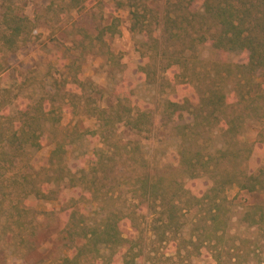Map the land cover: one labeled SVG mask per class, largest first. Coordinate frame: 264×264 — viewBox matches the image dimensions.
<instances>
[{
	"label": "trees",
	"instance_id": "trees-1",
	"mask_svg": "<svg viewBox=\"0 0 264 264\" xmlns=\"http://www.w3.org/2000/svg\"><path fill=\"white\" fill-rule=\"evenodd\" d=\"M82 2L72 0V5L77 7ZM130 14L131 30L144 34L147 41L143 44L149 46L141 49L147 62L139 67V72L149 83L159 79L161 72L171 90L164 112L169 123L177 124L178 136L183 140L179 168L187 178L210 179L211 186L198 195L187 187L184 176L177 180L151 174L141 140H126L121 131L149 137L153 132V114L128 100L84 111L96 119L95 127L81 129L75 125L73 130L64 131L44 167L47 179L39 184L36 177L40 171L28 172L22 163L29 161L30 150L43 147L44 125L60 124L66 113L80 114L84 96L71 94L68 102L64 100L57 106L45 94L34 104L20 105L12 113L8 106L12 99L8 94H0V182L3 190H12L8 192L17 209L18 217L14 222L18 229L26 227L28 209L23 203L29 195L52 198L54 190L49 184H80L76 183L79 176L67 165L66 155L69 146L86 139L105 146L96 153L99 157L93 165V175L96 183H104L107 188L102 191L97 187L96 198L106 200L109 193L115 191L116 183L110 179L111 168L115 170L120 162L141 167L134 181L139 198L137 206L141 211L148 208L155 215L151 228L154 245L175 242L174 238L184 227L185 210L206 206L205 223L218 224L222 203L228 199L227 190L233 186L264 194V166L250 173L242 168L252 157L257 141L241 139L249 122L264 119V83L259 80L264 72V0H166L164 13L137 1ZM31 23L22 9L11 0H5L0 21V50L15 52L31 33ZM120 24L121 18L114 17L111 23L100 28L97 38L103 40L106 34L119 33ZM206 44L223 55L246 54V60L241 63L217 60L206 69L198 54L200 46ZM74 82L78 88L85 84L79 79ZM6 92L7 89L3 91ZM70 106L73 109L70 110ZM215 130L223 138L222 145L215 150L205 145L201 148V136ZM34 174L35 180L29 183L27 179ZM88 176L83 173L82 179L87 180ZM184 201L186 204L182 205ZM250 209L247 218L263 225L264 202ZM142 217L146 218L145 213ZM137 219L134 214L113 209L105 211L104 218L94 224L78 221L70 225L69 220L66 231L71 235L69 240L73 247L60 264H137L146 256L147 247L145 229L140 230ZM207 241L210 240L206 237H199L198 241L184 240L177 245L176 254L181 257L188 243L198 253ZM187 254L185 260L180 259L183 264L189 259L192 263L193 252ZM152 260L151 264H168L160 257ZM169 261L174 262L171 257Z\"/></svg>",
	"mask_w": 264,
	"mask_h": 264
},
{
	"label": "rangeland",
	"instance_id": "rangeland-1",
	"mask_svg": "<svg viewBox=\"0 0 264 264\" xmlns=\"http://www.w3.org/2000/svg\"><path fill=\"white\" fill-rule=\"evenodd\" d=\"M11 1L32 22L31 33L19 43L15 52L0 50V94L9 95L12 99L8 105L11 112H16L20 105L34 104L45 94L57 106L64 100L68 102L71 94L84 96L81 97L80 114H64L62 122L55 127L50 123L44 125L43 147L30 150V159L26 161L29 164L22 163L28 172L40 171L38 177L34 174L27 179L29 183L35 177L39 184L47 179L44 167L57 145L56 140L64 135V131L73 130L75 125L81 129L95 127L96 119L84 111L94 106L111 107L119 100H128L137 107L149 109L154 120L149 137L127 131H121V136L126 140H141L151 174L182 180L179 150L183 140L178 136L177 124L169 123L164 112L171 90L161 72L155 82L144 81L139 67L147 62L141 52V49L149 47L143 44L147 37L132 31L130 20L131 9L137 1L164 13L166 0H83L77 7H73L72 0ZM4 4L5 0H0V21ZM116 16L121 18L120 32L113 36L106 34L103 40H99L100 28L111 23ZM198 54L206 69L217 60L241 63L247 57L238 53L223 55L209 44L200 46ZM75 79L84 82V86L78 88ZM259 80L264 83V72ZM6 89L8 93H3ZM247 126L241 139L257 141L252 157L242 166L250 173L264 166V119L251 121ZM222 143L223 138L217 130L204 133L199 142L201 148L205 145L212 150ZM102 148H105L104 144L91 139L69 146L66 162L79 176L76 183L80 184L51 183L49 187L54 190L52 198L29 195L23 203L28 209V217L24 221L26 227L22 229H18L14 222L18 215L8 192L12 190H3L0 182V264H57L72 251L71 235L66 231L69 220L70 225L78 221L94 224L104 218L105 211L113 209L134 214L138 217L140 230L145 229L146 256L137 264H151L152 258L156 257L168 264H183L180 259L185 260L189 251L193 252L192 263L189 259V263L185 261L184 264H264V224H254L247 218V211H251L252 206L264 202L263 193H250L233 186L227 190L228 199L222 203L218 224L205 223L203 217L208 216L206 206L185 210L182 218L184 227L174 238L175 242L154 245L151 228L155 215L148 208L141 211L137 206L139 198L134 181L141 167L131 162L128 165L120 162L115 170L111 168L110 179L116 183L114 185L113 182L115 191L110 192L106 200L99 196L96 198L97 187L102 191L107 188L104 183H96L93 175V165L99 157L96 153H100ZM83 173L89 175L87 180L82 179ZM184 179L187 187L198 195L211 186L208 178ZM185 204L184 201L182 205ZM143 213L146 218L142 217ZM199 237L210 241L206 246L201 245L198 253L188 243V249L182 250L181 257L176 254L177 245L183 244L184 240L198 241ZM169 257L174 262H168Z\"/></svg>",
	"mask_w": 264,
	"mask_h": 264
}]
</instances>
